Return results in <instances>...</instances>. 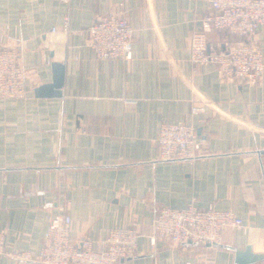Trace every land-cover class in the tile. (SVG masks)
<instances>
[{
	"label": "crops",
	"instance_id": "crops-1",
	"mask_svg": "<svg viewBox=\"0 0 264 264\" xmlns=\"http://www.w3.org/2000/svg\"><path fill=\"white\" fill-rule=\"evenodd\" d=\"M209 11V0H0V47L19 49L28 71L27 95L0 99V231L27 258L0 264H40L60 207L70 239L88 237L94 250L109 229H136V253L120 264H235L233 248L247 244L264 253V70L255 84L223 81L213 63L190 62V35ZM109 14L133 27L128 59H98L88 46L87 27ZM65 17L70 32L52 31ZM233 40L207 33L212 50ZM249 40L264 59V26ZM54 61L65 65L62 94L36 97ZM163 122L199 130L200 155L161 160ZM192 201L232 211L243 227L225 228L218 244H151L155 210Z\"/></svg>",
	"mask_w": 264,
	"mask_h": 264
},
{
	"label": "built area",
	"instance_id": "built-area-1",
	"mask_svg": "<svg viewBox=\"0 0 264 264\" xmlns=\"http://www.w3.org/2000/svg\"><path fill=\"white\" fill-rule=\"evenodd\" d=\"M210 11L200 18V26L189 40V60L193 65L213 63L223 81L258 83L264 70V59L258 44L249 39L257 27L264 26V0H209ZM69 33V18L59 28ZM213 30L228 32L235 40L223 49H210L207 33ZM129 21L118 15L97 18L87 29L88 46L98 59L131 57L129 43L133 36ZM28 71L21 62L19 49L0 47V99L23 98L27 95ZM207 101L191 106V114L201 113ZM155 143L161 160L194 159L200 155L201 140L196 128L188 123L163 122ZM70 217L60 207L49 223L39 250L40 264H120L137 250L138 232L130 227L115 226L108 230L105 247L94 250L88 237L71 240ZM227 227H243L242 219L230 210L213 205L198 208L194 201L184 208L158 207L155 210L150 243L157 240L178 244L194 242L218 244ZM25 253H11L6 236L0 231V257L27 258Z\"/></svg>",
	"mask_w": 264,
	"mask_h": 264
},
{
	"label": "water",
	"instance_id": "water-1",
	"mask_svg": "<svg viewBox=\"0 0 264 264\" xmlns=\"http://www.w3.org/2000/svg\"><path fill=\"white\" fill-rule=\"evenodd\" d=\"M65 79V65L60 62L51 63V81L37 85L34 89L36 97H60ZM199 134V130H197ZM264 153V151H262ZM209 245V243H207ZM235 264H255L264 261V253L254 252L251 245L243 248H233Z\"/></svg>",
	"mask_w": 264,
	"mask_h": 264
}]
</instances>
